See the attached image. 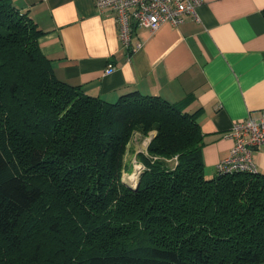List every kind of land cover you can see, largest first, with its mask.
<instances>
[{
	"label": "trees",
	"instance_id": "obj_1",
	"mask_svg": "<svg viewBox=\"0 0 264 264\" xmlns=\"http://www.w3.org/2000/svg\"><path fill=\"white\" fill-rule=\"evenodd\" d=\"M43 34L0 0V264H264V173L206 178L199 111L88 96ZM152 131L132 189L124 159Z\"/></svg>",
	"mask_w": 264,
	"mask_h": 264
},
{
	"label": "crops",
	"instance_id": "obj_2",
	"mask_svg": "<svg viewBox=\"0 0 264 264\" xmlns=\"http://www.w3.org/2000/svg\"><path fill=\"white\" fill-rule=\"evenodd\" d=\"M200 1L180 25L137 29L132 53L119 41L115 15L99 13L94 0L12 3L44 32L40 50L59 80L107 102L138 92L199 111L202 161L213 176L233 145L232 125L264 110V0ZM253 156L264 173V153Z\"/></svg>",
	"mask_w": 264,
	"mask_h": 264
},
{
	"label": "built area",
	"instance_id": "obj_3",
	"mask_svg": "<svg viewBox=\"0 0 264 264\" xmlns=\"http://www.w3.org/2000/svg\"><path fill=\"white\" fill-rule=\"evenodd\" d=\"M200 3V0H94L99 13L111 12L115 15L119 41L128 53L139 46L132 42L137 29L154 32L164 23L180 25L186 17L195 15ZM113 69L109 65L105 74L111 73ZM228 136L233 140V145L227 156L218 163L216 172H258L253 155L264 153V110L260 112L258 119L248 117L234 123ZM152 159L155 160L156 157ZM139 168L140 172L144 169L141 163Z\"/></svg>",
	"mask_w": 264,
	"mask_h": 264
},
{
	"label": "rangeland",
	"instance_id": "obj_4",
	"mask_svg": "<svg viewBox=\"0 0 264 264\" xmlns=\"http://www.w3.org/2000/svg\"><path fill=\"white\" fill-rule=\"evenodd\" d=\"M155 135V131H152L147 137H142L140 136L139 134L138 135H134V137L132 138L131 140V144L129 146V152L127 154V161L125 160V165L126 167L124 168V172L123 174L125 173V175H123L122 177L124 178V182L125 183H129L130 185H134V183L132 182H129L127 177H129L131 174H134V175H137V180L136 182L138 181V178H139V173H140V162L138 161V159H136V153L137 152H143L145 153L146 152V147H147V144L150 142L151 138ZM158 159V158H157ZM259 160L261 162H264V157H261L259 158ZM174 162V160H173ZM173 162L170 161L168 164L170 166H173ZM131 165V166H130ZM135 166V167H134ZM133 167V168H132ZM133 169V170H132ZM139 169V170H138ZM212 170L211 169H208L206 172H205V176L206 178H209L212 174ZM129 173V174H128ZM126 178V179H125ZM135 182V183H136Z\"/></svg>",
	"mask_w": 264,
	"mask_h": 264
},
{
	"label": "bare ground",
	"instance_id": "obj_5",
	"mask_svg": "<svg viewBox=\"0 0 264 264\" xmlns=\"http://www.w3.org/2000/svg\"><path fill=\"white\" fill-rule=\"evenodd\" d=\"M148 161V160H147ZM131 166V165H130ZM135 167V166H134ZM133 168V167H132ZM133 170V169H132ZM125 174V173H124ZM129 174V173H128ZM140 174V173H139ZM124 179V178H123ZM126 179V178H125ZM129 182H132L134 184H136V180H137V175L131 174L129 177H127ZM124 181V180H123ZM136 182V183H135ZM127 185H129V183H126Z\"/></svg>",
	"mask_w": 264,
	"mask_h": 264
},
{
	"label": "water",
	"instance_id": "obj_6",
	"mask_svg": "<svg viewBox=\"0 0 264 264\" xmlns=\"http://www.w3.org/2000/svg\"><path fill=\"white\" fill-rule=\"evenodd\" d=\"M129 186V185H128ZM132 189H134V187H132V186H130ZM137 187V183H136V185H135V188Z\"/></svg>",
	"mask_w": 264,
	"mask_h": 264
}]
</instances>
